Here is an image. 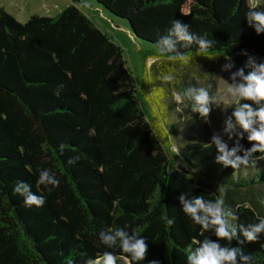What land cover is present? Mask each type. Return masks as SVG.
Instances as JSON below:
<instances>
[{
	"label": "trees",
	"instance_id": "1",
	"mask_svg": "<svg viewBox=\"0 0 264 264\" xmlns=\"http://www.w3.org/2000/svg\"><path fill=\"white\" fill-rule=\"evenodd\" d=\"M95 2L125 21L134 39L157 50L155 58L170 60L155 44L172 21H180L216 43L203 53L195 44L186 49L178 44L188 62L171 61L212 66L230 57L245 76L254 70L250 58L253 65L264 63V33L257 35L245 17L253 7L264 9V0L255 6L249 0ZM149 72L139 89L132 86L120 48L73 5L23 24L0 9V264H84L105 251L123 259L126 254L118 246L107 248L99 233L126 225L148 245L139 264H187L196 241L216 237L182 211L179 196L214 201L221 189L224 206L237 216L238 239L230 246L241 247L251 264H264V233L245 243L239 232L264 219V196L259 202L247 199L246 190L263 185L264 172L235 180L230 167L216 163L211 132L197 118L188 121V130L203 145L194 146L211 145L214 153L205 154L198 167L192 157L201 153L174 151L175 123L157 113L162 99L171 101L173 94L158 86L163 77L152 65ZM240 144L243 150L252 146L247 133ZM263 155L255 153L250 161ZM73 156L78 162L68 165ZM43 169L59 180L50 192L37 184ZM17 181L28 183L45 204L26 206L13 191ZM240 193L246 196L239 202Z\"/></svg>",
	"mask_w": 264,
	"mask_h": 264
},
{
	"label": "clouds",
	"instance_id": "2",
	"mask_svg": "<svg viewBox=\"0 0 264 264\" xmlns=\"http://www.w3.org/2000/svg\"><path fill=\"white\" fill-rule=\"evenodd\" d=\"M247 23L257 35L264 33V9L258 7L251 8L245 15ZM215 41L199 37L189 31L188 25L180 21H172V26L167 35L162 36L155 44V47L163 54H170V60H181L187 63V58L183 52L178 51L177 45L182 48H190L193 44L198 46L200 52H208L215 45ZM246 54V53H243ZM225 59H231L225 57ZM249 65L254 70L248 75H244L243 69L236 71L231 80L233 83L227 84V94L235 101V108L230 118L224 122V134L228 140L235 136V144L229 148L228 143L220 136L214 135L211 144L215 145L218 152L216 163L222 164L225 168L240 169L255 165L257 160L264 159V156L252 159L255 153H264V63L258 66L253 65L251 58ZM232 67L231 64L224 66L225 71ZM172 75L164 76L165 82H171ZM239 80L237 83L236 81ZM185 98L192 101V112L198 113L201 118H207L211 112V106L216 104V97L213 96L209 88L189 87L182 93L175 95L177 103H183ZM242 101H246L242 103ZM239 130V131H237ZM247 133V141L252 145L243 150L240 140ZM211 147V145H206ZM239 155L238 153H241ZM79 160V156H73L67 161L68 165H74ZM191 178V177H190ZM38 185H43L47 191H52L59 186L57 177L47 169L40 170ZM24 199V204L28 207L40 208L45 204V197L34 194L31 186L22 181H17L13 189ZM223 189L221 195L214 201L205 200L202 195L189 197V193H182L179 202L182 211L203 231H212L216 240L204 239L196 241V247L189 248L187 264H251V256L245 255L241 247H232L231 241L237 240V226L233 223L237 216L224 206ZM169 226L174 224V220L165 217ZM130 225L114 230L101 231L99 239L107 248L119 247L124 255L122 258L127 264L133 262H143L148 255V245L143 237H139L135 230L131 232L127 229ZM243 236V242L254 243L264 233V219L258 223L249 224L247 227L239 228ZM226 241V245H221L219 241ZM238 243L241 241L238 240ZM117 257L111 251H105L101 256L85 260L84 264H118ZM148 264H159L157 260H151Z\"/></svg>",
	"mask_w": 264,
	"mask_h": 264
},
{
	"label": "rangeland",
	"instance_id": "3",
	"mask_svg": "<svg viewBox=\"0 0 264 264\" xmlns=\"http://www.w3.org/2000/svg\"><path fill=\"white\" fill-rule=\"evenodd\" d=\"M260 3V0H249L250 6H255ZM73 5L78 8L101 32L106 34L114 44H116L121 52L125 63L126 71L129 75V81L132 86L139 89L143 83L144 76L149 74L151 65L154 67L157 74L163 77L159 80L160 86L164 92H172L173 99L167 101L163 98L160 102L159 111L165 117L170 125L175 123V129L179 136L173 142V150L181 147V152L185 153H201L195 155L192 159L198 162V167H201L200 162L205 157V154L211 155L214 153V148L202 147L195 148L194 144L203 145L201 138L194 135V129L188 130L189 120L193 118L200 119L205 123L214 135L228 143L229 148L235 144V136L230 141L226 134H224V122L230 118L235 108V101L227 94V84L233 83L231 76L237 71L235 66L225 57L212 66H201L189 63L184 66L180 62L171 61L168 59H161L153 57L156 55L155 50L150 44L133 39L127 28V23L123 20L111 16L108 12L101 9L95 0H0V9L10 15L16 22L23 24L31 16L55 17L68 6ZM150 56L145 62V56ZM226 64H231L232 67L227 71L223 70ZM145 66L147 72L145 74ZM170 68V70H168ZM172 75L174 79L171 82H165L164 76ZM152 81L154 78L151 77ZM237 83L239 80L236 81ZM189 87H206L209 88L210 93L216 97V104L211 106V112L207 118H201L197 113L192 112V104L190 100L185 98L184 102L177 103L175 95L182 93L185 88ZM174 103V104H173ZM178 112V115L175 112ZM196 126H194L195 128ZM239 131V130H237ZM174 137L172 138V140ZM176 147V148H175ZM179 153V152H178ZM180 154V153H179ZM264 156V155H263ZM194 161V162H195ZM208 163V162H206ZM251 164V161H250ZM176 165L182 166L180 161ZM209 168H213L214 162L208 164ZM195 170V169H194ZM229 172L234 179L240 178L248 179V174L251 176L264 172V159L257 160L255 165L248 167H241L240 169L229 168ZM249 175V176H250ZM247 192V199L252 196L257 202L261 201V196H264V184L250 186ZM242 191V190H241ZM237 201L240 202L245 193H240ZM118 264H127L123 259L118 260Z\"/></svg>",
	"mask_w": 264,
	"mask_h": 264
},
{
	"label": "water",
	"instance_id": "4",
	"mask_svg": "<svg viewBox=\"0 0 264 264\" xmlns=\"http://www.w3.org/2000/svg\"><path fill=\"white\" fill-rule=\"evenodd\" d=\"M130 36H131V34H130ZM133 39H134V37L133 36H131ZM229 60V59H228ZM230 61V60H229ZM234 66H235V64L232 62V61H230ZM235 68L237 69V67L235 66ZM237 71H238V69H237Z\"/></svg>",
	"mask_w": 264,
	"mask_h": 264
}]
</instances>
